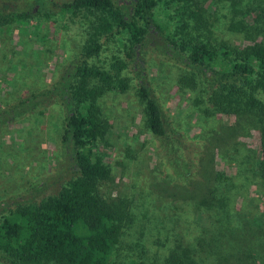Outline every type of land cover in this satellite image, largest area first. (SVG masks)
<instances>
[{
	"label": "rangeland",
	"instance_id": "1",
	"mask_svg": "<svg viewBox=\"0 0 264 264\" xmlns=\"http://www.w3.org/2000/svg\"><path fill=\"white\" fill-rule=\"evenodd\" d=\"M70 1L48 0L40 8L35 0H0V11L30 7L35 13L28 23L0 28V107L54 83L82 57L90 14H60L57 5ZM114 1L130 5L133 0ZM249 3L253 13L257 2ZM46 12L53 15L48 18ZM226 14L219 12L222 22L229 20ZM258 19L261 34L251 31L249 38L264 43V14ZM221 36L235 45L245 39L225 30ZM104 44L92 65L111 68L114 57L126 59L124 40ZM144 44L123 73L129 90L100 100L110 128L94 157L111 168L106 193L128 201L133 215L115 264H171L173 253L188 256L185 264H264L257 118L207 114L206 87L200 80L193 88L181 84L190 71L174 52L167 54L163 38L157 34ZM143 79L162 109L167 131L162 138L146 126L137 93ZM66 115L57 103L0 131V216L56 195L75 174L74 153L63 144ZM0 264L7 263L0 257Z\"/></svg>",
	"mask_w": 264,
	"mask_h": 264
},
{
	"label": "trees",
	"instance_id": "2",
	"mask_svg": "<svg viewBox=\"0 0 264 264\" xmlns=\"http://www.w3.org/2000/svg\"><path fill=\"white\" fill-rule=\"evenodd\" d=\"M255 1L253 13L249 0H207L204 4L197 0H133L130 5L114 0H72L57 5L62 15L90 14L82 57L72 61L54 83L0 107V131L59 103L67 114L63 144L74 153L75 174L56 195L0 216L2 260L7 264H115L133 215L128 201L106 193L112 171L102 157H94L110 128L100 100L106 94L129 90L130 82L123 73L147 38L157 34L169 47L167 54L174 52L171 55L190 71L181 84L193 88L200 80L206 87L207 114L257 118L262 153L258 170L264 180V43L249 38L251 31L261 34L258 18L263 17L264 0ZM35 2L40 8L48 5V0ZM220 5L224 7L218 8ZM221 10L228 12L227 22L218 17ZM34 16L30 7L1 10L0 28L13 22L28 23ZM224 30L233 36L244 35V42L235 45L221 36ZM112 39L125 41L126 59L114 57L111 68L92 65L90 61ZM137 88L146 126L154 137H164L167 131L159 102L144 79ZM185 257L173 253L168 262L185 264Z\"/></svg>",
	"mask_w": 264,
	"mask_h": 264
}]
</instances>
